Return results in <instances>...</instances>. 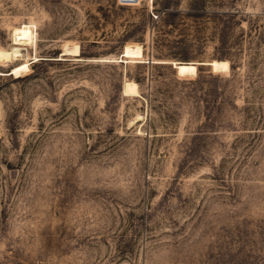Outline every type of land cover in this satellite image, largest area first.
I'll return each instance as SVG.
<instances>
[{"label": "rangeland", "instance_id": "1", "mask_svg": "<svg viewBox=\"0 0 264 264\" xmlns=\"http://www.w3.org/2000/svg\"><path fill=\"white\" fill-rule=\"evenodd\" d=\"M23 23L0 264H264V0H0V48Z\"/></svg>", "mask_w": 264, "mask_h": 264}, {"label": "bare ground", "instance_id": "2", "mask_svg": "<svg viewBox=\"0 0 264 264\" xmlns=\"http://www.w3.org/2000/svg\"><path fill=\"white\" fill-rule=\"evenodd\" d=\"M124 3L132 4L137 3L139 0H123ZM13 43L9 48H0V61H14L22 58L24 53L22 52L24 46L35 44L37 39L33 30V25L29 23H23L19 26H15L12 30ZM35 47V46H34ZM74 49V48H73ZM73 49H68L64 52V55H74ZM78 54V53H77ZM77 56V55H74ZM37 60V57H35ZM121 61H144L143 47L139 43H128L123 50ZM178 73L181 75H196L198 68L194 63L182 62L180 64L173 63ZM31 61L25 60L15 65L11 71V75L22 76L30 70ZM123 92L125 95H137L139 94L138 83L133 80H126L124 83Z\"/></svg>", "mask_w": 264, "mask_h": 264}, {"label": "trees", "instance_id": "3", "mask_svg": "<svg viewBox=\"0 0 264 264\" xmlns=\"http://www.w3.org/2000/svg\"><path fill=\"white\" fill-rule=\"evenodd\" d=\"M173 63L180 64V63H182V62L173 61ZM187 63H193V62H187ZM194 64H196V66H197V63H194Z\"/></svg>", "mask_w": 264, "mask_h": 264}]
</instances>
